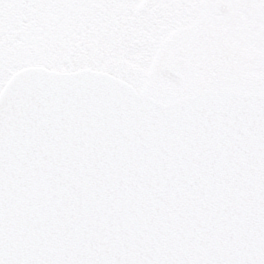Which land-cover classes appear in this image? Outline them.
I'll return each instance as SVG.
<instances>
[{
  "label": "snow or ice",
  "instance_id": "obj_1",
  "mask_svg": "<svg viewBox=\"0 0 264 264\" xmlns=\"http://www.w3.org/2000/svg\"><path fill=\"white\" fill-rule=\"evenodd\" d=\"M0 264H264V0H0Z\"/></svg>",
  "mask_w": 264,
  "mask_h": 264
}]
</instances>
